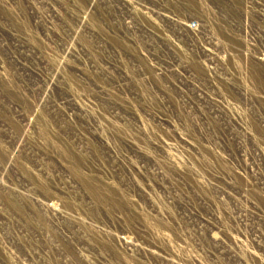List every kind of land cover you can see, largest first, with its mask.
Wrapping results in <instances>:
<instances>
[{"label": "rangeland", "instance_id": "374dc122", "mask_svg": "<svg viewBox=\"0 0 264 264\" xmlns=\"http://www.w3.org/2000/svg\"><path fill=\"white\" fill-rule=\"evenodd\" d=\"M0 264H264V0H0Z\"/></svg>", "mask_w": 264, "mask_h": 264}]
</instances>
